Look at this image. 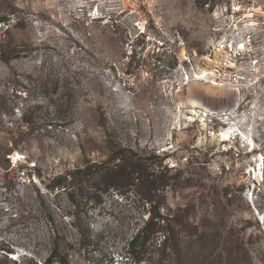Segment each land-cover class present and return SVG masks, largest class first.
Listing matches in <instances>:
<instances>
[{
	"label": "rangeland",
	"instance_id": "374dc122",
	"mask_svg": "<svg viewBox=\"0 0 264 264\" xmlns=\"http://www.w3.org/2000/svg\"><path fill=\"white\" fill-rule=\"evenodd\" d=\"M5 16L0 264H180L173 245L264 264V0H0ZM149 197L182 221L166 252L132 242Z\"/></svg>",
	"mask_w": 264,
	"mask_h": 264
},
{
	"label": "trees",
	"instance_id": "16d2710c",
	"mask_svg": "<svg viewBox=\"0 0 264 264\" xmlns=\"http://www.w3.org/2000/svg\"><path fill=\"white\" fill-rule=\"evenodd\" d=\"M0 24L1 26H4L5 30L3 34H7L10 31V28L13 27V22L10 19V17H1L0 18ZM92 172V167H86V169L83 168H77V169H70L66 170L63 174L58 175L54 178V182L56 183V186H61L65 190L69 187V185H72V182L76 179L77 176H81L83 174H90ZM154 192L155 189H153ZM156 194H154L155 197ZM149 205V207H147ZM148 210L150 213L149 218L145 221V225L139 229V231L133 236L132 242H135L136 240L142 239L144 244L147 242L155 241V239L161 238V241L159 242V250L161 251H167L170 247V243L172 244L173 241V235H174V229L175 225L174 223L177 221L182 224V221L178 219V216L175 218L172 214H163L161 212L160 204H157L156 200H154L152 197H149V199H146L144 210ZM174 222V223H173ZM81 234V231H80ZM0 250H4L2 247H0ZM172 250L177 254L178 257L182 258V262L180 264H205L203 260H199L196 262H189L185 259L183 255V250L180 246H174L172 247ZM7 253H11L10 250H5ZM1 261V256H0ZM24 263H27V261H32V259L26 258L23 260ZM163 262V261H162ZM34 264H38L35 262ZM43 264H69V261L67 259L66 255H61L58 253V250L55 249L52 254L49 256L47 260Z\"/></svg>",
	"mask_w": 264,
	"mask_h": 264
},
{
	"label": "bare ground",
	"instance_id": "6f19581e",
	"mask_svg": "<svg viewBox=\"0 0 264 264\" xmlns=\"http://www.w3.org/2000/svg\"><path fill=\"white\" fill-rule=\"evenodd\" d=\"M221 136L223 137V138H228L229 136H230V133L227 131H223L222 133H221Z\"/></svg>",
	"mask_w": 264,
	"mask_h": 264
},
{
	"label": "built area",
	"instance_id": "2783aa9c",
	"mask_svg": "<svg viewBox=\"0 0 264 264\" xmlns=\"http://www.w3.org/2000/svg\"><path fill=\"white\" fill-rule=\"evenodd\" d=\"M237 62H238V61H237V59H236V63H235V65L237 64ZM215 70H216L217 72H219V69H215ZM236 76L241 77V74H240V73H237Z\"/></svg>",
	"mask_w": 264,
	"mask_h": 264
}]
</instances>
